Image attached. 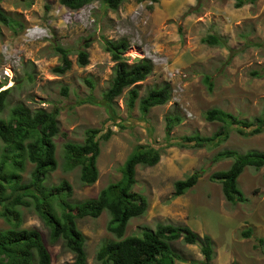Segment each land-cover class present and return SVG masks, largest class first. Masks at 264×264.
Wrapping results in <instances>:
<instances>
[{
    "label": "rangeland",
    "instance_id": "rangeland-1",
    "mask_svg": "<svg viewBox=\"0 0 264 264\" xmlns=\"http://www.w3.org/2000/svg\"><path fill=\"white\" fill-rule=\"evenodd\" d=\"M236 4L237 0H125L114 12L99 2L81 10L77 17L65 12L59 0H3L1 8L23 27L15 30L2 25L0 91L12 90L0 118L7 120L18 105L32 113L59 110L60 134L55 138L59 168L49 174L45 186L67 181L73 190L69 199L73 204L96 198L109 184L121 179V169L136 147L155 148L161 153L159 164L152 168L138 166L135 186V191L148 199L149 208L145 216L130 222L126 236L154 231L159 224L189 227L201 237H211L215 252L211 264H264V246L260 244V239L264 240V167H247L239 178L246 203L226 201L222 185L212 180L215 173L228 170L234 162H214L218 153L264 152V133L245 138L233 129L219 146L196 150L177 146L184 137H211L221 131L222 124L205 120V113L211 109H221L252 123L264 116V0L248 1L241 8ZM210 35L220 38L221 44L203 43ZM121 39L131 44L125 54L129 64L145 59L155 68L139 84L135 110L127 107L129 90L115 101L117 123L124 129L113 125L104 106L81 104L90 97L102 102L115 67L104 51L105 41ZM58 46L69 51L72 63L62 76L54 72L61 65ZM80 52L89 54L86 67L78 64ZM7 70L11 76H7ZM206 77L213 83V90L205 84ZM86 80L94 83L93 89ZM165 84L171 85L172 101L153 108L142 118L139 101L148 91ZM169 115H179L182 123L167 137ZM109 128L114 135L108 142H101L99 179L85 186L80 181V169H63L64 146L84 143L88 129L103 134ZM0 147L1 153V140ZM34 167L27 162L21 174L24 183L30 181ZM195 172L201 173L198 184L175 198V183ZM17 209L23 229L41 234L52 264L74 262L75 256L64 248L63 241L50 242V230L33 207ZM110 220L104 212L99 219L77 221L86 237L88 264H101L96 259L99 249L115 240L107 228ZM7 229L8 224L0 219V231ZM249 229L252 237L245 238L243 233ZM172 247L183 259L176 264L204 261L200 245H188L180 239Z\"/></svg>",
    "mask_w": 264,
    "mask_h": 264
},
{
    "label": "trees",
    "instance_id": "trees-1",
    "mask_svg": "<svg viewBox=\"0 0 264 264\" xmlns=\"http://www.w3.org/2000/svg\"><path fill=\"white\" fill-rule=\"evenodd\" d=\"M125 0H59V4L71 9L80 10L92 3L100 2L111 11H118ZM158 3L159 0H149ZM255 0H237L236 7L241 8ZM0 0V36L2 25L13 29L22 28L18 21L10 18L1 8ZM49 9V8H48ZM203 43L209 46H219L220 38L207 36ZM131 44L126 39L105 41L104 51L115 63L114 76L109 88L102 95V102L93 97L83 100L81 104L93 103L106 108L109 119L114 126L117 123L114 109L115 101L126 90L128 91L127 107L129 111L136 108L140 98L139 84L145 82L154 72V64L145 59H139L134 64L128 63L125 57ZM61 56V65L54 69L60 76L66 74L72 67L69 61V51L60 46L57 48ZM78 64L86 67L89 64V54L80 52ZM259 76V73H254ZM209 90L213 83L209 77L204 80ZM91 89L94 83L86 80ZM11 88L0 91V112L8 106ZM63 93L68 94L65 88ZM172 101L170 84L154 88L139 101V111L142 118L156 107L165 106ZM205 120L223 125L221 131L211 137L194 135L184 137L181 148L203 149L219 146L229 138L231 130L245 138H251L264 133V116L255 123L238 119L233 114L221 109H211L205 113ZM59 110L48 113L38 110L32 113L23 105L14 107L7 120L0 118V140L4 144L0 153V219H3L9 229L0 231V264H52L51 254L46 247L41 234L36 230L23 229L22 215L18 206L33 207L38 216L50 230V242L57 244L63 241L64 248L75 256L72 264H88L86 253V237L78 227V220L99 219L108 212L111 220L108 231L115 237L104 244L97 253V261L101 264H176L182 257L174 251L172 244L183 239L188 245H200L204 261L201 264H211L214 259V245L211 237H201L189 227H176L159 224L154 231L145 230L139 236H126L130 222L145 216L149 208L148 199L135 191L137 184V167H155L161 160L160 150L151 147H136L121 169L122 177L118 182L109 184L98 197L73 204L69 201L72 187L67 181L57 186L46 187L45 181L49 174L57 171L59 162L56 157L57 146L55 138L60 134ZM182 123L179 115L166 117V134L170 137L174 128ZM98 129H88L84 143H67L64 146L63 169L72 172L80 169V181L85 186L94 185L99 179L98 160L101 155V142H108L114 135L109 128L101 134ZM1 151V147H0ZM233 159L234 162L226 171L217 172L212 180L222 185L223 195L231 204L246 203L248 200L239 187V178L247 167L261 170L264 167V152L249 151L239 154L226 150L214 157V162ZM27 162L35 167L29 182H23L22 173L26 171ZM201 173L195 172L185 180L177 181L175 198L185 195L194 188ZM29 199L30 201H24ZM245 238L252 237V231L243 233ZM264 246V240L260 239ZM196 263V262H195Z\"/></svg>",
    "mask_w": 264,
    "mask_h": 264
},
{
    "label": "clouds",
    "instance_id": "clouds-1",
    "mask_svg": "<svg viewBox=\"0 0 264 264\" xmlns=\"http://www.w3.org/2000/svg\"><path fill=\"white\" fill-rule=\"evenodd\" d=\"M96 3H99V2H96ZM92 4H94V3H92ZM92 4H90V5H87V6H85L84 8H82V9H80V10H71V9H68V8H66V7H64V6H62L63 8H64V10H66L65 12H67V11H70V15L71 14H75L77 17L80 15V11L81 10H83V9H86V8H89ZM62 10V9H61ZM59 16H62V14L60 13L59 14ZM64 20H66V21H68L69 20V17H67V16H65V19ZM35 35V32H32V34L31 35ZM7 76H9V75H7ZM137 192V191H136ZM98 197V196H97Z\"/></svg>",
    "mask_w": 264,
    "mask_h": 264
},
{
    "label": "bare ground",
    "instance_id": "bare-ground-1",
    "mask_svg": "<svg viewBox=\"0 0 264 264\" xmlns=\"http://www.w3.org/2000/svg\"><path fill=\"white\" fill-rule=\"evenodd\" d=\"M7 75L11 76V72L9 70H7Z\"/></svg>",
    "mask_w": 264,
    "mask_h": 264
}]
</instances>
